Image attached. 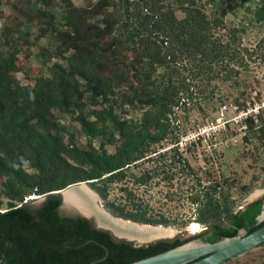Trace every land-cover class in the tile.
<instances>
[{"label":"trees","instance_id":"trees-1","mask_svg":"<svg viewBox=\"0 0 264 264\" xmlns=\"http://www.w3.org/2000/svg\"><path fill=\"white\" fill-rule=\"evenodd\" d=\"M5 1L14 15L1 23L0 0V264H127L264 224L256 221L264 195L240 207L251 185L201 149L202 136L180 141L190 106L204 117L225 106L221 86L239 91L238 110L253 105L247 84L240 86L251 64H264V31L253 45L244 37L248 26L264 27V0ZM238 12L250 18L227 23ZM29 24L37 38L54 41L65 64L53 62L48 77L24 85L15 74L25 69L19 53L32 45ZM263 107L241 122L256 144H264ZM83 181L113 216L195 222L204 231L136 247L85 218L61 215L57 196L29 206V197Z\"/></svg>","mask_w":264,"mask_h":264},{"label":"rangeland","instance_id":"rangeland-1","mask_svg":"<svg viewBox=\"0 0 264 264\" xmlns=\"http://www.w3.org/2000/svg\"><path fill=\"white\" fill-rule=\"evenodd\" d=\"M89 0H73L77 6H86ZM92 2V0H91ZM1 10L3 12L2 22L11 21L14 11L5 0H2ZM101 17L95 20H100ZM250 18L249 14H243L238 12L236 15H227V23H237L239 20ZM29 40L32 45L28 51L23 47L19 53L18 58L25 66L24 71H19L15 74L20 84L31 85L36 77L42 76L48 77L49 66L53 62H59L65 64V61L57 53V46L54 41L48 38H37L38 30L35 24H29ZM264 27L258 24L248 26L246 35L244 37V43L247 45H253L255 40L262 36ZM28 54V55H27ZM28 56V57H26ZM245 84L241 83L240 88H245L247 84V90L251 92V101L253 105L249 106V111L238 110L234 105L232 98L238 96V90L231 86H225L220 88V93L228 96V101L225 102V107H220L212 117H204L194 106H190L188 109L187 117H181L184 128V135L181 137V142H186L189 139H196L197 135L203 137L201 142V149L205 152H211L213 158L218 159V163L228 162L232 165V168L239 174L242 183L250 184L252 189L245 195L240 201V207H243L248 196L257 189H264V144H256V140L249 141L244 137V129L241 124L242 119L246 116L250 109L255 112V108L258 106H264V64H251V70ZM219 90L215 92L216 96L220 95ZM257 94H261V101L256 99ZM239 97V96H238ZM194 101L192 102V104ZM248 104V103H247ZM251 107V108H250ZM264 109V107H263ZM264 114V111H263ZM65 126L69 124V118L65 117L61 119ZM76 132V139L80 146H84L85 139L83 134L79 131L77 125H72ZM73 130V128H71ZM97 146V140L93 141ZM110 151H113L109 147ZM215 156V157H214ZM217 165V163H216ZM235 196H238V187L234 189ZM30 198V197H29ZM29 198H27L29 200ZM100 198V197H99ZM100 207L103 208L111 217L118 219L119 221H130L113 216L104 206L103 201L98 200ZM133 222V221H131ZM136 223V222H135ZM142 225V223H136ZM150 225V224H143ZM160 226L165 230H173L180 232L190 231H204V227L198 223L192 222L184 227L181 226H163V225H151ZM223 264H264V245H261L252 251L230 259Z\"/></svg>","mask_w":264,"mask_h":264},{"label":"water","instance_id":"water-1","mask_svg":"<svg viewBox=\"0 0 264 264\" xmlns=\"http://www.w3.org/2000/svg\"><path fill=\"white\" fill-rule=\"evenodd\" d=\"M90 181L71 184L61 190L29 198V206L35 210L42 206L48 195L60 199L58 212L61 215L82 217L91 221L92 225L111 234L115 240H124L134 246L148 245L162 239H185L194 237L202 231L180 232L165 230L160 226L140 225L131 221H119L111 217L100 207L99 195L88 185ZM264 189L253 191L245 204L261 198ZM24 203H27L25 201ZM257 223L264 221V198L261 211L256 217ZM264 243V224L250 233L241 230L237 235L224 237L216 242H204L191 239L163 252L127 263V264H223L230 259L244 255ZM107 254V253H106ZM102 257L101 259H104ZM99 259V260H101ZM98 260L92 261V264Z\"/></svg>","mask_w":264,"mask_h":264},{"label":"built area","instance_id":"built-area-1","mask_svg":"<svg viewBox=\"0 0 264 264\" xmlns=\"http://www.w3.org/2000/svg\"><path fill=\"white\" fill-rule=\"evenodd\" d=\"M223 107H225V106H223ZM258 107H259V106H258ZM258 107L255 108V112H257ZM247 111H249V110H247ZM248 113H249V112H248ZM248 113H247V114H248ZM247 114H246V115H247Z\"/></svg>","mask_w":264,"mask_h":264},{"label":"clouds","instance_id":"clouds-1","mask_svg":"<svg viewBox=\"0 0 264 264\" xmlns=\"http://www.w3.org/2000/svg\"><path fill=\"white\" fill-rule=\"evenodd\" d=\"M13 167H17V165L14 164ZM17 170H19V169L17 168Z\"/></svg>","mask_w":264,"mask_h":264}]
</instances>
